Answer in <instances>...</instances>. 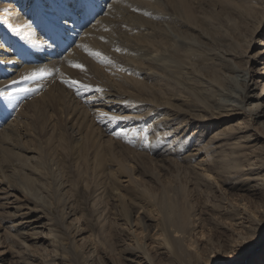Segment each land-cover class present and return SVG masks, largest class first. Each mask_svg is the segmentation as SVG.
I'll return each instance as SVG.
<instances>
[{"label": "rangeland", "instance_id": "obj_1", "mask_svg": "<svg viewBox=\"0 0 264 264\" xmlns=\"http://www.w3.org/2000/svg\"><path fill=\"white\" fill-rule=\"evenodd\" d=\"M154 1L162 7V0ZM186 1L187 13L195 15L198 25L201 20L205 23L212 19V23L203 25V31L185 25L176 27L181 35L198 43L195 61L184 58L190 65L178 67L171 56L169 61L175 65L164 72L138 59L131 68L124 66L112 55L126 54L119 40L125 41L136 31L121 25L100 33L104 37L82 43L79 52L85 60L72 77L57 68L50 81L39 85L37 95L24 85L16 88L19 91L15 92L23 91L17 100L0 94V107L5 109L2 125L16 120V136L12 134L0 149V264H177L167 255L160 256L165 251L159 244L163 235L159 227L153 228L161 219L156 201L174 190L179 191L174 194L179 207L196 220L193 244L185 245L192 252L197 247L195 242L221 252L229 249L228 256L214 263L236 264L246 248L235 245V241L246 237L245 242L252 246L264 236V190L257 189L255 195L244 190L249 188V135L263 137L254 152L260 159H252V167L264 161V115L249 118L255 100L244 102L240 109L235 107L236 102L224 98L230 94H238V99L249 96V83L252 94L264 91V0ZM39 11L36 7L33 13L29 7L24 21L35 22L31 17ZM141 16L155 20L150 15ZM0 24L3 33L5 26ZM45 38L56 45L54 38ZM70 41L68 46L75 39ZM99 42L105 47L101 48ZM6 45L14 57L23 49L17 44ZM163 45L167 48L171 43L165 40ZM254 56H261L259 65L252 62ZM24 57L32 65V58L27 54ZM178 74L180 85L173 88L172 80ZM221 75L234 80L218 96L210 81ZM249 75L254 83L249 82ZM30 78L41 79L39 75ZM52 85H56L53 95L39 99ZM59 90L69 92L68 96L80 105H84L80 93L89 97L105 95L111 128L106 126L108 121L99 123L92 118L93 132L85 128L78 132L76 119L70 114V101L66 100L64 109L56 100ZM258 104L264 113V93ZM135 115L145 127L143 131L130 140L115 134L117 125L125 127V120ZM111 118L118 119L112 122ZM160 124L171 125L164 129L174 132L177 138L175 147L170 148L180 144V149L165 150L154 141L155 134L162 133ZM99 158L107 162L99 165ZM118 167H125V173ZM26 209L33 211L23 218L18 216ZM153 212L155 215H151ZM155 212L160 216L156 217ZM36 215L42 220L35 221ZM148 215L155 217L153 223L146 221ZM243 220L254 231L243 229ZM47 221L52 223V231ZM20 228L24 235L16 232ZM137 247L144 248V253L133 252ZM262 253L264 239L242 264H252Z\"/></svg>", "mask_w": 264, "mask_h": 264}, {"label": "bare ground", "instance_id": "obj_2", "mask_svg": "<svg viewBox=\"0 0 264 264\" xmlns=\"http://www.w3.org/2000/svg\"><path fill=\"white\" fill-rule=\"evenodd\" d=\"M217 1L221 2V0H217ZM186 3H187L186 0H162L163 5L160 8V6L156 5L154 0H78V2L77 0H0V23H2L3 26H5V29H3L4 32L3 33L2 31L0 32V38L3 37L2 39H0V94L5 95L6 99L17 100L20 98V96L22 95L21 93H23V91L21 93L15 92V91H19L16 88H20L19 87L20 85H24L25 87L28 86L26 89H30L31 92H33L34 90V93H36L37 95L40 90L39 85L41 83L50 81V75L54 73L55 69L57 68L63 70V72L66 75L72 77L74 74H76L77 67H79L80 62L85 60L82 57V54L79 52L82 43L87 44L88 43L87 41L94 40L100 35V33L106 31V29L115 28L117 26L119 27L121 25L129 26L136 31V33H134L132 36L125 37L126 38L125 41L124 39L119 40L121 43H123L122 47L125 48L126 54L119 52L120 54L114 53L112 55L116 61L118 62L121 61V64H124V66L131 68L132 67L131 65H133L131 63H133L136 59H138L141 60L143 63H146L150 67H157V69L164 72L166 67H173L175 65L174 62L169 61L171 60V56L176 58L175 62L178 63L177 65L178 67H184L185 63L186 65H190L189 64L190 62L187 63L188 62L187 60L194 59L195 61L197 57L198 43L193 42L194 40L187 38L184 34L181 35L176 30V27L179 25H185L188 28L197 27L199 30L203 31V25L208 24V22L212 23V19L211 20L204 19L206 20L205 23H203V21L201 20L199 22L201 23V25H198L196 23L195 15L191 11L187 13ZM29 7L31 8L33 13L35 12L36 7L41 10L37 13L39 14V17H36L37 14L36 15L33 14V17H31L33 19L35 18V22L30 21L29 19H26L24 21V17H25L24 10L26 9L27 12L25 13H28ZM77 10L80 11V14L78 13ZM173 12L178 16H176ZM133 14L135 15L138 14V15L137 17H133L132 16ZM141 15H150L154 17L155 20H151V21L147 20ZM119 20L122 21L118 22ZM45 36H47V39L48 38L51 39V37L54 38L56 41L55 42L56 45L49 44L46 41ZM67 37H69V39L64 40V38ZM100 37H104V36L102 35L99 36V38ZM70 39L71 40L75 39V42L73 41L72 44L68 46L67 44L71 43ZM165 40H168L171 43L170 47L167 48L164 47L163 42ZM7 43L14 45L17 44L20 47H22L24 50L22 49L23 52L22 51L17 52L15 54L16 57H14V55H12L11 53V48L6 45ZM99 44L101 45L100 42ZM104 44L102 43L103 46ZM102 45L101 48H103ZM88 47L89 45H87V48ZM26 54L32 58V61L30 62L32 65L26 63L27 61L24 57V55ZM184 58L185 59L189 58V59L185 60ZM252 62L254 64L259 65L261 63V56H254ZM149 72H151V70ZM30 75H39V78H41L42 81L41 79L37 81H33L30 78ZM245 75H247V73ZM255 75H257V73ZM255 75L254 78L257 77ZM22 79H24L25 81H22V83H18ZM180 79H181L180 74L174 77V79L172 80V85L174 86L173 88H177V86L180 85L179 83ZM118 80L121 81L122 79L121 80L118 79ZM233 80H234L233 77H223L222 75L221 77L216 76L214 81L212 80L210 81V83L213 86L212 89L213 93H216L219 96L221 90L223 89L227 90V87L229 86V82ZM11 81H13V83L14 82L17 83L15 85L14 84L12 85L11 83H9ZM250 81L253 82V79H251V76L249 75V82ZM12 86L14 87V89ZM250 87L251 84L249 83V96L245 95L241 99H238L239 96L238 94L237 95L230 94L229 96H226L224 98H226V102H231V103L236 102L237 104L235 105V107H239L240 109H243L244 102L246 101L252 102L255 100L257 103L251 105L250 111H252L253 109L255 110L254 113L250 114L249 112V118L253 115L255 119H259L264 115L262 111L263 106L258 104V102L263 98L264 91L261 94L255 95L252 94L253 91L250 89ZM53 88H56V85L50 86L49 88L50 91L47 93L46 92L42 93L40 97L38 96L39 99L46 98V96L47 98H50V95H53L52 92ZM101 90L102 89H100V91ZM68 93H64L63 91L59 90V95L56 96V100L59 101V104L61 102V105L64 107V109H66L67 107L66 100L70 101L71 105L70 107L69 106L68 107L71 116H74L72 118L76 119L74 126L78 132L83 131V128L87 129V132H93L92 125L94 124L91 125L90 121L95 118L96 121L99 123H106L107 121H108L107 123L110 122L109 118L112 116L109 115L107 111H105V107H107V102H108V100H106L105 98V95H104L105 98L104 99L102 95L99 96L96 94L97 96L90 95L89 97V96H85V94L82 95V93H80L78 94L80 97V103L84 104V105H80L78 104L79 101H75L74 98L69 97ZM4 110L0 107V111H1L0 119L3 118ZM106 116H110V117H106ZM117 119H115V121H117ZM111 120L112 122L114 121L112 118ZM15 121L16 120L12 119L10 122L2 125V120H0V125H2L0 127V149L3 144H7V139L12 134L16 133V132L13 133L15 130L14 129L15 126L13 125ZM125 121L127 124L123 128H121V125L120 127H118L116 123L117 130L115 131V134L119 133V135H123L122 136L123 138L130 140L132 139L135 133L143 131L144 126L142 127V125H140L141 120L139 119L138 116L136 117L135 115V117L134 116L129 117ZM112 124L113 123L111 124L109 123L106 126L111 128ZM169 125L160 124V127L162 128L160 130H162V133H158V134L156 133L155 134L156 139H154V141L156 140L157 142L162 144L165 150L169 149V151L170 150L174 151L177 148L180 149L182 146L178 143L179 145L176 148L174 149L170 148L171 146L175 147L174 144L177 138H175L176 135H174V132L172 131L165 132L164 129H168L166 127ZM107 129L108 128H106V131ZM163 130L165 133L163 132ZM14 136H16V134ZM261 136H256L254 138L251 135H249V144H250L249 145V185H248L249 188H245L244 190L247 189V191H249V193L252 195H255L256 190L260 189L261 187L264 190V173H263L264 161L260 162L259 164H255L258 165L257 167L255 166L256 168H254V166L252 167V159L255 161L256 160L258 161L260 159L258 158L259 155L258 156L254 155V152L255 150L258 149V144L261 141V139H263V137ZM223 137L227 138V135H224ZM214 138H216V136ZM171 142L173 144H169ZM102 158L98 159L99 165L101 161H103ZM120 168L119 169L121 173L124 174L125 170L123 168L125 167L123 168L120 167ZM173 192H174L173 194H169V192L164 193L162 197L159 196L160 199L156 201V204L158 205L161 213V219L159 220L157 219L159 221V224L155 225L153 228L158 229L159 227L158 230L161 231L163 235V239L161 243H159L160 241L157 243H159L162 246V248L164 247L165 250L164 253H159L160 256L167 255L170 258V262H175L177 264H216L214 263L216 262L214 260L216 259L219 260V258L221 260L224 259L226 256H228L229 249L228 251L221 252L219 251L220 249L215 250L214 249L215 247L214 248L210 246L201 247V245L199 244L197 245L196 242H195L197 246L196 250L194 252L190 250L191 248L190 246H192L193 244V242H191V238H192L191 235L195 230V224H193V222L196 220L193 221L192 219H194V215L191 216V214H188L186 209L180 208L178 203L174 200L175 195L177 193L179 194V191L177 192V190H174ZM153 202L155 203L154 200ZM143 210L144 209H142V212L145 213L150 212L147 210H146L147 212ZM32 211L30 209H26L25 213L21 212L18 214V216L23 218L25 215L28 216V214H30ZM152 214H154V212L151 213V215ZM157 214L158 213H156V217ZM154 218L148 215L146 217V221L153 223ZM41 220H42V216L36 215L35 221L39 222ZM240 224H242L243 229H247L249 233H251L252 230L254 231V228L248 226L247 223H244V220L243 222H240ZM249 224H251L252 226L254 225L252 224V222ZM46 226L49 228L50 231H52V229H50L52 226L51 222L48 223L47 221ZM22 230L23 228H20L16 232L19 234L22 233L24 235V232H22ZM263 239L264 236L258 242H256L251 246L249 245V243L245 242L246 237L245 238L239 237V239H237L234 244L237 245L238 243L239 246L241 245V248L242 247L246 248L245 249L246 251L243 253L239 261L235 263L242 264V261H244L248 257V254L250 255L251 253L257 251V249L260 247L261 243L263 242ZM187 243H190L189 244L190 246H185ZM137 248H134L137 249V251H133V252L135 253L138 252L141 254L142 252L144 253V251H142L144 248L143 249L142 247H137ZM159 248L160 247H158V249ZM231 248L232 246L230 247V249ZM132 255H136V254H132ZM146 255L147 254L145 253V256ZM252 264H264V253H262L261 256H257Z\"/></svg>", "mask_w": 264, "mask_h": 264}]
</instances>
